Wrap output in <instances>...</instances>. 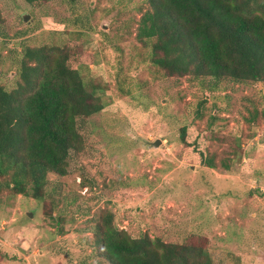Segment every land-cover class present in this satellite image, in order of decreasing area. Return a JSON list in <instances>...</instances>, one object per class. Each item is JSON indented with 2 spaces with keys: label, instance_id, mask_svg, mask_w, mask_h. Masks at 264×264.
Wrapping results in <instances>:
<instances>
[{
  "label": "rangeland",
  "instance_id": "rangeland-1",
  "mask_svg": "<svg viewBox=\"0 0 264 264\" xmlns=\"http://www.w3.org/2000/svg\"><path fill=\"white\" fill-rule=\"evenodd\" d=\"M148 7L0 0V86L16 85L26 47L72 45L109 101L88 118L68 174L49 173L50 196L0 194V264H109L93 245L107 213L134 236L192 235L213 264H264V82L225 80L210 91L188 75H167L136 38ZM193 121L215 168L183 159L180 128Z\"/></svg>",
  "mask_w": 264,
  "mask_h": 264
},
{
  "label": "trees",
  "instance_id": "trees-1",
  "mask_svg": "<svg viewBox=\"0 0 264 264\" xmlns=\"http://www.w3.org/2000/svg\"><path fill=\"white\" fill-rule=\"evenodd\" d=\"M25 1L37 8L51 0ZM147 1L136 38L150 45L152 63L167 75H188L210 91L225 80L264 82V0ZM19 68L12 89L0 86V194L10 189L44 201L49 173L68 174L71 153L84 148L88 118L109 101L83 74L72 45L26 47ZM179 139L185 161L216 167L209 139L194 121L180 128ZM113 217L97 219L93 241L109 264H213L192 235L182 242L134 236Z\"/></svg>",
  "mask_w": 264,
  "mask_h": 264
},
{
  "label": "water",
  "instance_id": "water-1",
  "mask_svg": "<svg viewBox=\"0 0 264 264\" xmlns=\"http://www.w3.org/2000/svg\"><path fill=\"white\" fill-rule=\"evenodd\" d=\"M159 144H161V140H160V139H158V140L154 143L155 146H158Z\"/></svg>",
  "mask_w": 264,
  "mask_h": 264
}]
</instances>
